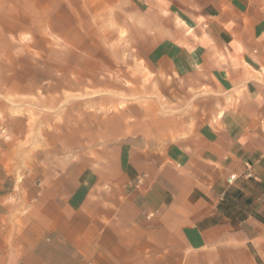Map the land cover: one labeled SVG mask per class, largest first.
<instances>
[{"label":"crops","instance_id":"1","mask_svg":"<svg viewBox=\"0 0 264 264\" xmlns=\"http://www.w3.org/2000/svg\"><path fill=\"white\" fill-rule=\"evenodd\" d=\"M150 1L152 72L203 99L168 118L175 165L138 168L139 193L122 174L50 182L0 215L1 264H264V0Z\"/></svg>","mask_w":264,"mask_h":264},{"label":"rangeland","instance_id":"2","mask_svg":"<svg viewBox=\"0 0 264 264\" xmlns=\"http://www.w3.org/2000/svg\"><path fill=\"white\" fill-rule=\"evenodd\" d=\"M150 11V0H0V215L26 214L62 177L106 189L128 175L139 193L151 170L138 168L175 165L161 147L168 118L203 99L152 72L158 38L141 24Z\"/></svg>","mask_w":264,"mask_h":264},{"label":"built area","instance_id":"3","mask_svg":"<svg viewBox=\"0 0 264 264\" xmlns=\"http://www.w3.org/2000/svg\"><path fill=\"white\" fill-rule=\"evenodd\" d=\"M81 264H91V262H89V261H84V262H82Z\"/></svg>","mask_w":264,"mask_h":264}]
</instances>
